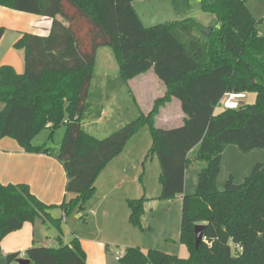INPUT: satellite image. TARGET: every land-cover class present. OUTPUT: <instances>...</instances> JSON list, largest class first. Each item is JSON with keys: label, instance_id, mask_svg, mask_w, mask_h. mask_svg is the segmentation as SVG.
I'll use <instances>...</instances> for the list:
<instances>
[{"label": "trees", "instance_id": "16d2710c", "mask_svg": "<svg viewBox=\"0 0 264 264\" xmlns=\"http://www.w3.org/2000/svg\"><path fill=\"white\" fill-rule=\"evenodd\" d=\"M135 0H0V7L53 20L48 36L24 34L15 44L25 52L22 75L0 68V142L10 138L28 153L53 156L67 175V193L75 198L48 206L27 185L0 183V257L2 242L25 224L40 220L58 231L57 246L32 247L31 264H87L79 239L63 240L64 218L84 212L96 182L127 143L148 128L152 144L147 160L161 166V201L183 199L180 242L190 257L182 259L157 250L127 248L120 264H264V164H257L242 184L231 175L221 191L217 181L227 148L242 153L264 150V33L249 10V0H201L202 10L216 17L209 30L195 20L145 27ZM0 27V41L5 35ZM112 49L122 79L154 71L166 88L153 109L110 136L87 133L82 117L100 48ZM256 93V103L225 110L227 94ZM173 99L185 115L182 126H157L161 110ZM65 127L58 149L34 146L45 130ZM195 152L193 157L190 154ZM205 163L195 195L184 194V172ZM147 199L128 201L130 222L141 228ZM59 210L63 218L52 212ZM206 227L196 248L195 227ZM19 254L7 257L8 263Z\"/></svg>", "mask_w": 264, "mask_h": 264}, {"label": "crops", "instance_id": "0c3cea01", "mask_svg": "<svg viewBox=\"0 0 264 264\" xmlns=\"http://www.w3.org/2000/svg\"><path fill=\"white\" fill-rule=\"evenodd\" d=\"M179 1L180 4H185L188 0ZM199 1L196 20L209 30L218 28V21L199 12L202 9ZM208 1L214 3L217 0ZM174 3V0H135L132 6L145 27L154 25V19V23H157V18L161 19L159 23L181 21L179 19L185 15L193 19L190 8L176 14ZM144 19L148 24H145ZM52 24L53 20L50 18L0 7V27L6 31L0 41V68L9 66L22 75L25 71V52L17 50L15 44L24 34L48 36ZM261 32L264 33L262 30ZM104 48L108 47L97 51L94 76L82 117L83 129L99 139L131 123L141 113L150 112L156 100L166 94V88L154 71L126 83L120 75L112 49L108 51ZM119 97L128 102L127 109L123 108L124 101L118 100ZM160 118L170 129L182 126L185 115L180 102L173 99L161 110L157 122ZM65 131V127L58 129L50 140L51 132L45 130L33 140V145H47L58 149ZM151 144L148 128L138 132L127 143L124 152L112 160L101 173L96 182L95 194L87 203L85 211L75 212L67 217L65 227L63 225V240L69 244L73 239H79L87 255V264H120L116 260L117 255L122 256L127 248L137 247L145 253L157 250L182 259L190 257L188 249L180 242L183 199L159 200L162 194L161 166L159 161L156 162L157 157L150 159L151 162L146 159ZM194 154L192 152L190 157ZM225 154L226 152L223 155L222 169ZM205 167L194 162L184 172L185 195H195L199 173ZM149 173L154 178L149 177ZM0 183L27 185L32 194L48 206H60L75 198V195L66 191L68 175L57 158L28 153L10 138L0 142ZM218 189L222 190L219 184ZM142 197L147 201L144 205L142 226L137 228L130 222L128 201ZM54 212L61 213L64 217L59 210ZM58 236L40 220L25 224L21 230L3 240L0 264H10L7 257L12 254L20 256L11 264H19L18 261L26 259L25 253L32 247H55Z\"/></svg>", "mask_w": 264, "mask_h": 264}, {"label": "rangeland", "instance_id": "374dc122", "mask_svg": "<svg viewBox=\"0 0 264 264\" xmlns=\"http://www.w3.org/2000/svg\"><path fill=\"white\" fill-rule=\"evenodd\" d=\"M174 2H175L174 3V6H175L174 7V11L176 12V14L180 13V11H182L183 9L186 11V8L187 9L190 8L189 12L191 13V11H192V18H193V19H190V20L197 21L196 20V18H197L196 17L197 16L196 15V10H197V7H198V4H197L198 0H188V1H186L185 4L184 3L180 4L179 0H174ZM201 2L202 1L200 0L199 3L201 4ZM247 6H248L249 10L251 11V13L255 16V18L257 20L264 19V0H249L248 3H247ZM199 12L201 14H203V15H206V17H209V18H212V19H215L216 21H218L215 18V16H213L212 14L205 13L202 9L199 10ZM187 16L188 15H185V17H181V19H179V20H181V21L188 20L189 17H187ZM160 17L161 16H159V18ZM154 20L152 21L153 24H154L152 26H157V25H160V24L170 23V21H167V23H166V21L164 23H159L161 19L158 20V18L156 19L157 23H154L155 22ZM146 21L147 20L144 19L145 24H148V23H146ZM173 22H175V21H173ZM152 26H149V27H152ZM259 28L262 31H264V22H263V24H261L259 26ZM214 29L215 28H213L212 30H214ZM104 49H107L108 51H111V48H109V47L108 48H104ZM256 99H257L256 93L249 92L248 93V99L246 100V104L247 105H253V104L256 103ZM118 100L124 101V104H123V108L124 109H127L129 107V104H128V102L126 100L122 99L121 97H119ZM148 102H150V99L148 100ZM131 122H133V121H131ZM157 123H158L157 125H158L159 128L164 129V130H170L169 126L165 125L163 123L162 118L158 119ZM106 137H108V136H106ZM106 137H104V138H106ZM61 138H59V139L63 140L64 137H61ZM227 149L228 150L225 151L226 152V154H225V158L226 159H225V162H224L222 173H220V175L218 177L219 180L217 181V186L219 184V186H220V188H222V190L224 189V185H225V183L227 182L228 178L231 175L238 182V183L236 182V184H242L245 181V179L251 174L253 168L257 164H264V150L263 151H254V152H251V153H248V154H244L236 146H230ZM233 149H235V150H233ZM158 161H159L158 158H156V162H158ZM149 162H151V160H149ZM202 164L204 166H206L205 163H198V165H202ZM154 176H156V173H155ZM149 177L154 178L151 173H149ZM155 179H156V177H155ZM222 182H223L224 185H222ZM72 215H74V214H72ZM72 215H70V216H72ZM54 217L59 219V218H63V215L61 216V213L54 212ZM66 221H67V217L64 218V222H63L64 227L66 225ZM48 229H49V227H48ZM50 229L52 230V233L58 234V231L54 227H50Z\"/></svg>", "mask_w": 264, "mask_h": 264}, {"label": "built area", "instance_id": "2783aa9c", "mask_svg": "<svg viewBox=\"0 0 264 264\" xmlns=\"http://www.w3.org/2000/svg\"><path fill=\"white\" fill-rule=\"evenodd\" d=\"M248 99V95L245 93H236L232 92L226 95L223 103H222V108L225 110H238L240 109L243 105L246 104V100ZM229 104H235L237 105L235 108L228 107L227 105ZM121 255H117L116 260L120 261Z\"/></svg>", "mask_w": 264, "mask_h": 264}, {"label": "water", "instance_id": "95a60500", "mask_svg": "<svg viewBox=\"0 0 264 264\" xmlns=\"http://www.w3.org/2000/svg\"><path fill=\"white\" fill-rule=\"evenodd\" d=\"M206 227L204 225H197L195 227V235H196V248L198 249L202 242L204 241ZM19 264H30L31 262L27 259H22L18 261Z\"/></svg>", "mask_w": 264, "mask_h": 264}, {"label": "clouds", "instance_id": "9594fccd", "mask_svg": "<svg viewBox=\"0 0 264 264\" xmlns=\"http://www.w3.org/2000/svg\"><path fill=\"white\" fill-rule=\"evenodd\" d=\"M217 27H219V25H217ZM228 107H232V108H235L237 105H235V104H229V105H227Z\"/></svg>", "mask_w": 264, "mask_h": 264}]
</instances>
